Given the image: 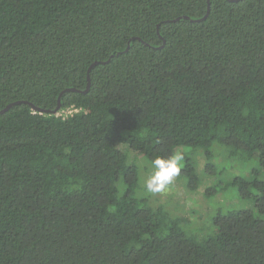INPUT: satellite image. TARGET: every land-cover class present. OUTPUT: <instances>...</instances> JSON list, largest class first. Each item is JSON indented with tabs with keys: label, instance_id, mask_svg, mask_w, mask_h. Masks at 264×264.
Wrapping results in <instances>:
<instances>
[{
	"label": "trees",
	"instance_id": "obj_1",
	"mask_svg": "<svg viewBox=\"0 0 264 264\" xmlns=\"http://www.w3.org/2000/svg\"><path fill=\"white\" fill-rule=\"evenodd\" d=\"M208 4L0 0V110L38 109L0 114V264H264V0ZM198 151L256 166L189 228L136 159L181 154L194 190Z\"/></svg>",
	"mask_w": 264,
	"mask_h": 264
},
{
	"label": "rangeland",
	"instance_id": "obj_2",
	"mask_svg": "<svg viewBox=\"0 0 264 264\" xmlns=\"http://www.w3.org/2000/svg\"><path fill=\"white\" fill-rule=\"evenodd\" d=\"M71 113H73V111L67 109L59 112L58 115L65 117ZM214 148L216 149V146H214ZM119 149L124 153L127 151V148L123 145L119 146ZM187 150L188 149H185L183 151ZM201 153L202 152L198 151L190 155L191 160L195 164L196 174L199 179L198 187L194 190L188 188L186 181L180 177V175H177L163 191L155 193L149 192L146 188V181L154 169L152 164L144 158L139 157V159H136L139 168L140 182H143L140 191L142 196L148 198L152 207L162 206L172 216L186 220V225L189 228L209 224L208 218L216 208H247L248 204L239 200L236 190L228 186L230 181L227 177L232 178L234 176H241L245 178L249 176L250 170L256 166L255 160H244L243 163H241V161L240 163H236L238 159H224V156H220V153H218V157H216L214 163L216 166L215 172L209 173L204 170L206 160ZM128 156L130 160L135 158L133 155ZM224 162L226 163L223 164ZM214 187L217 192L212 190ZM206 189L209 190V196L206 193ZM249 206L251 207L250 203Z\"/></svg>",
	"mask_w": 264,
	"mask_h": 264
},
{
	"label": "clouds",
	"instance_id": "obj_3",
	"mask_svg": "<svg viewBox=\"0 0 264 264\" xmlns=\"http://www.w3.org/2000/svg\"><path fill=\"white\" fill-rule=\"evenodd\" d=\"M183 156L179 153L165 159L157 157L152 161L154 171L146 181L149 192H161L169 185L173 178L180 173V162Z\"/></svg>",
	"mask_w": 264,
	"mask_h": 264
},
{
	"label": "water",
	"instance_id": "obj_4",
	"mask_svg": "<svg viewBox=\"0 0 264 264\" xmlns=\"http://www.w3.org/2000/svg\"><path fill=\"white\" fill-rule=\"evenodd\" d=\"M229 1H231V2H237V1H239V0H229ZM208 13H209V4H208V0H207V11H206V14H205L201 19L195 20L194 22H201V21L205 20L206 17H207V15H208ZM186 19H187V18H186ZM178 20H180V18H177L176 20H173V22H176V21H178ZM97 64H99V62H95V63H93V64L89 67L88 72L91 70V68H92L93 66H95V65H97ZM87 81H88V83H87V88H86V90H85L84 92H86V91L88 90V88H89V85H90L89 77H88ZM70 91L75 92L76 90H75V89H66V90H64V91L59 95V98H58V100H57V106H56L55 110H53V111L51 112L52 114H54V113H56V112H58V111L60 110V97H61V95H62L63 93H65V92H70ZM19 104H27V105L31 106V108H32L33 110H37V111H38V109H36L35 107H33L30 103H28V102H26V101H18V102H14V103H11V104L7 105L5 108H3L2 110H0V114L6 112L7 110H9L10 108H12L13 106H15V105H19Z\"/></svg>",
	"mask_w": 264,
	"mask_h": 264
}]
</instances>
